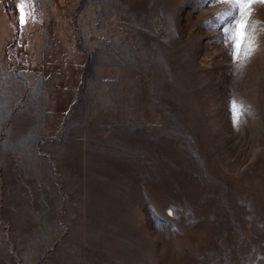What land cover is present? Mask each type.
<instances>
[{
	"label": "rangeland",
	"instance_id": "1",
	"mask_svg": "<svg viewBox=\"0 0 264 264\" xmlns=\"http://www.w3.org/2000/svg\"><path fill=\"white\" fill-rule=\"evenodd\" d=\"M20 3L0 0V264H264V4Z\"/></svg>",
	"mask_w": 264,
	"mask_h": 264
},
{
	"label": "snow or ice",
	"instance_id": "2",
	"mask_svg": "<svg viewBox=\"0 0 264 264\" xmlns=\"http://www.w3.org/2000/svg\"><path fill=\"white\" fill-rule=\"evenodd\" d=\"M226 3H230L233 7L238 8L241 10L242 13L245 15H250V9L253 4L260 3L264 4V0H225ZM26 0H21V3L18 5V9L20 12V22H26L27 13L24 11ZM247 21L242 20L238 26V29H233V39H234V55L239 58L241 52L243 51L244 56H248L254 50V44L252 40L248 37L247 34ZM247 41V43H246ZM232 111H233V118L234 122L238 121L241 106L238 105L235 101L232 102Z\"/></svg>",
	"mask_w": 264,
	"mask_h": 264
},
{
	"label": "crops",
	"instance_id": "3",
	"mask_svg": "<svg viewBox=\"0 0 264 264\" xmlns=\"http://www.w3.org/2000/svg\"><path fill=\"white\" fill-rule=\"evenodd\" d=\"M74 36H70V40H74ZM69 40V41H70ZM69 46L71 47V45L69 44ZM55 54V53H54ZM73 63H75V60L73 61ZM72 61H70V59H66V63L65 65H67L65 68L62 69V72H67V73H71L74 75V77H78L79 72L81 71L80 68H78L77 64L80 62H76V64H73ZM81 64V63H80ZM77 66V67H75ZM81 66V65H80ZM61 72V71H60ZM74 88L77 87L78 85V78H74ZM53 89H59L60 88V84H56V82H54L51 85ZM53 94L55 95V92H53ZM50 95V99H49V104H50V111H48L47 113V118H46V131L50 132V134H53V132L56 129V121L59 120L58 117H60L59 115H64L65 113V109L64 105L61 106H57L55 105L56 103L54 102L55 96ZM66 105V104H65ZM66 107V106H65ZM1 235H2V226H1V221H0V240H1Z\"/></svg>",
	"mask_w": 264,
	"mask_h": 264
}]
</instances>
